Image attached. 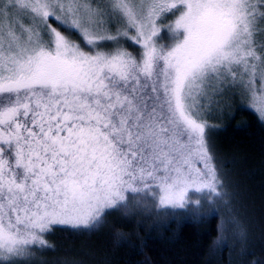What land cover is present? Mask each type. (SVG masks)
<instances>
[{
	"label": "snow or ice",
	"instance_id": "obj_1",
	"mask_svg": "<svg viewBox=\"0 0 264 264\" xmlns=\"http://www.w3.org/2000/svg\"><path fill=\"white\" fill-rule=\"evenodd\" d=\"M226 88L264 120V0H0V264L130 196L226 195L201 119Z\"/></svg>",
	"mask_w": 264,
	"mask_h": 264
},
{
	"label": "trees",
	"instance_id": "obj_2",
	"mask_svg": "<svg viewBox=\"0 0 264 264\" xmlns=\"http://www.w3.org/2000/svg\"><path fill=\"white\" fill-rule=\"evenodd\" d=\"M161 42L170 43L166 31ZM204 120L226 195L190 193L191 203L176 209L152 199L133 208L130 196V212L108 210L91 229L55 226L36 264H264V120L236 98Z\"/></svg>",
	"mask_w": 264,
	"mask_h": 264
},
{
	"label": "rangeland",
	"instance_id": "obj_3",
	"mask_svg": "<svg viewBox=\"0 0 264 264\" xmlns=\"http://www.w3.org/2000/svg\"><path fill=\"white\" fill-rule=\"evenodd\" d=\"M171 19H174V17L170 16V18L168 17L164 22L166 23L167 20H171ZM232 98H236L240 104H244V105L250 107L251 109H253L251 107L250 97L247 93L242 92V90L239 88H226L222 95H218V96L213 97L211 103H209L208 100L202 101V103H204L206 105V107L204 108L201 119H203V120L204 119H210V117H212V116L213 117H219L221 112H222V109L224 107V104Z\"/></svg>",
	"mask_w": 264,
	"mask_h": 264
}]
</instances>
